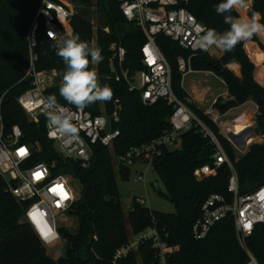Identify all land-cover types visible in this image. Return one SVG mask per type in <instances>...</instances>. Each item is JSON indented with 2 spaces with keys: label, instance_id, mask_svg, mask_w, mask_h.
Here are the masks:
<instances>
[{
  "label": "trees",
  "instance_id": "1",
  "mask_svg": "<svg viewBox=\"0 0 264 264\" xmlns=\"http://www.w3.org/2000/svg\"><path fill=\"white\" fill-rule=\"evenodd\" d=\"M83 2L88 3L87 0ZM221 2L187 0L181 6L207 29L222 33L228 30L229 25L215 11V6ZM40 3L41 0H0V131L6 134L17 125L22 132L21 142L32 145L30 163L45 162L53 174L68 175L78 182L79 199L68 212L76 216L79 223L75 233L59 228L66 242L65 255L56 259L51 257L30 226L19 222L27 202L17 201L8 191L6 180L0 177V264H87L98 257L109 259L131 233L151 225V215L159 228H165L168 232L167 241L178 246L171 257V264H246L247 253L239 243L231 217L216 223L204 239L196 240L191 234V226L200 216L201 206L208 196L221 194L231 198L228 191L231 170L226 163L219 166L214 175L200 180L193 175L200 166H212L216 152L210 138L204 136L198 127L192 126L184 131L180 147L173 150L165 148L153 163L166 190L164 196L173 203L175 212L153 211L139 204L136 197L128 212L123 211L116 174L121 180H127L130 168L118 164L117 171H114L116 161L113 155L152 141L168 129L173 105L165 99H159L151 105L143 104L140 91H131L124 80L115 79L111 44L115 42L125 49L123 69L132 76L143 69L140 49L146 41L142 29L124 18L117 1L95 0L97 12L101 15V22L96 27V43L103 56L102 62L96 64V69L99 83L110 86L113 97L111 101L96 102L85 107L93 115L102 112L101 106L107 115L117 110L119 121L113 122L111 128L118 129L120 135L112 148L94 145L90 164L84 168L79 162L59 154L53 142L46 137L44 117L37 123L29 119L17 99L31 87L32 77L25 76L29 63L27 35ZM253 13H258L261 16L260 23L264 24V0H252L247 17L250 18ZM231 15L237 18L240 10L234 9ZM70 24L74 34L92 44L93 24L85 13L73 12ZM106 27L109 33L104 31ZM250 39L257 41L264 49L255 34ZM156 43L170 65L174 95L217 137L236 172L239 193H247L263 185L264 142L253 143L244 155H238L219 126L211 121L182 86L177 58H187L191 52L164 35H158ZM53 44L54 41L45 35L44 20L40 19L38 43L34 49L38 56L36 69H56L62 76L66 66L56 55ZM254 57L257 59L255 54ZM233 61L240 65V76L226 67ZM190 64L192 70L210 71L224 81L228 98H218L213 103L219 114H225L229 109L251 100L258 112L255 131L264 133V87L254 77L255 65L245 52L243 41L231 51H224L218 58L212 57L210 52L196 53L191 57ZM257 64L260 67V63ZM258 74L264 81L263 75ZM61 84L62 81L46 89L45 95H55L59 103L75 107L60 96ZM53 162H56L55 167H52ZM246 244L258 262L264 264V224L255 225ZM142 261L143 264H149V257L143 256ZM120 264L139 263L136 254H132Z\"/></svg>",
  "mask_w": 264,
  "mask_h": 264
},
{
  "label": "built area",
  "instance_id": "2",
  "mask_svg": "<svg viewBox=\"0 0 264 264\" xmlns=\"http://www.w3.org/2000/svg\"><path fill=\"white\" fill-rule=\"evenodd\" d=\"M115 1L119 3L124 18L140 27L146 37L140 49L143 69L132 76L123 69L125 49L117 43L111 45L115 79L124 80L131 91H140L143 104L151 105L159 99H165L173 105V112L168 118L169 128L152 141L132 146L124 153L116 155L117 163L128 168L141 164L143 170L137 172L135 181L144 182L145 172L148 168H153L155 159L162 155L163 150L174 144L180 145L181 134L192 126L198 127L204 136L210 138L216 152L213 165L200 166L194 170L193 175L198 180L203 179L214 175L217 168L226 163L231 170L228 182L231 198L221 194L208 196L201 206L200 216L191 226V234L196 240L204 239L216 223L231 217L239 243L247 253L246 264H260L248 249L246 240L252 234L255 225L264 224V184L250 192L239 193L236 172L217 137L174 95L171 88L170 65L158 47L156 37L164 35L191 52L187 58L183 56L177 58L182 79L194 72L190 64L193 55L211 52L212 49L222 54L224 50L215 46L207 51L194 49V40L198 34H203L207 27L181 6L187 0ZM72 16L73 9L66 0H41L27 35L29 63L25 76L32 77L31 87L17 100L32 122L37 123L42 117L45 118L46 137L53 142L62 157L77 161L82 167L87 168L94 145L112 148L119 137L120 131L111 128L113 122L119 121V114L115 110L111 115H107L101 106L102 112L93 115L86 108L78 109L58 102L61 110L71 118L76 131L61 133L50 127L43 104L47 96L42 85V72L36 69L38 56L34 51L38 43L40 19L45 22V35L49 38L50 31L58 36L73 33L70 24ZM205 113L216 124L221 117L213 103ZM230 132L231 129H226L223 135L234 145L228 137ZM21 137L22 132L17 125L6 134L0 131V177L6 180L8 191L17 201L27 202L19 222L28 224L39 242L46 247L61 239L57 221L66 215L75 203L76 193L68 180V175L53 174L51 167L45 162L30 163L32 145L21 142ZM21 149L24 150L23 154ZM55 166L56 162H53L52 167ZM136 201L141 205L145 203L144 199L138 197ZM151 220V225L139 232L131 233L109 259L98 257L96 261L87 264H120L132 254H136L139 264H143L142 258L145 255L149 257V264H171V257L178 246L167 241L168 232L165 228H159L153 215ZM93 238L96 240V236Z\"/></svg>",
  "mask_w": 264,
  "mask_h": 264
},
{
  "label": "clouds",
  "instance_id": "3",
  "mask_svg": "<svg viewBox=\"0 0 264 264\" xmlns=\"http://www.w3.org/2000/svg\"><path fill=\"white\" fill-rule=\"evenodd\" d=\"M249 0H222L215 6L218 15L223 16L228 30L217 32L207 29L198 34L193 47L196 50L207 51L210 47L231 51L241 41H247L254 34L264 33V24L260 23L261 16L253 13L250 18L240 19L231 15L232 11L246 9ZM48 36L54 41L53 48L60 57L66 70L62 74L60 96L78 109L96 102H108L113 97L110 86L101 85L96 71L90 70V65L99 64L103 60L101 49L81 40L78 34L68 32L57 35L49 32ZM50 127L61 133H75L76 129L71 118L61 110L55 95L46 97L43 101Z\"/></svg>",
  "mask_w": 264,
  "mask_h": 264
},
{
  "label": "rangeland",
  "instance_id": "4",
  "mask_svg": "<svg viewBox=\"0 0 264 264\" xmlns=\"http://www.w3.org/2000/svg\"><path fill=\"white\" fill-rule=\"evenodd\" d=\"M87 1L88 3L83 2V0H66V2L70 4V6L72 7L74 13H77V12L85 13L86 16L91 19L92 24H93V31H94V39H93L92 45L97 47L96 27L98 25V22H101V15H100V12H97V7L95 6V0H87ZM249 10H250V7H249ZM237 18H240V15ZM104 31L109 33V28L108 27L104 28ZM252 41L253 40L249 39L243 42H244L245 52L247 53L249 58L254 63L255 69H256L257 64H256L255 59H253L254 54L251 53L250 51L251 50L250 45H247L248 43ZM114 43H112L111 45H113ZM210 55L216 58L221 56V54H219L216 49H212L210 52ZM228 64L226 65L227 68H228ZM231 67H234V66H231ZM91 69L97 72L96 64H92ZM41 72H42V76H41L42 85L44 86L45 90L48 89L49 87H52L56 83H59L62 81V76L59 75V72L56 69H45V70H42ZM254 77L256 81L263 86V84L260 82L255 72H254ZM218 85L220 86L221 84H218ZM218 98L226 100L228 98V94L219 96L216 99ZM201 103L202 104L199 107L203 109L204 111H207V109L210 107V105H212L213 102L209 104V102L202 100ZM255 105L256 104L254 102H252L251 100H248L247 102L236 107L235 109H231L227 111L225 114H222L220 119L217 121V125L219 126L222 134H224L226 129L228 130L231 129V126L233 123L238 124V126L240 127H243L248 124L249 126L252 127V131L250 133H247L245 137L243 138L245 140V145L242 150L236 148L233 145L235 152L238 155H244L247 152L251 144L264 142V133L255 131L256 119L258 117L257 106ZM179 147H180L179 144L177 145L174 144L170 146V149L173 150ZM113 158H114V162L116 161L114 165V171H117L118 163L116 160V156L113 155ZM141 170H143V166H139V165L132 166L130 168V175L127 180H121L119 178V175L116 174L118 189L120 193V201H121L124 213H127L128 210L130 209L132 205V200L134 197L144 199L145 200L144 205L153 211L160 212V213L175 212V207L173 203L164 196V194L166 193V190L162 182L160 181L157 175V172L154 170V168L147 169V171L144 174V182L135 181L137 172ZM68 180L76 193L75 202H77L79 199L80 186L78 182L75 179H73L71 176H68ZM78 223H79L78 218L74 216L73 214H71L70 212H68L63 217H60L57 221V225L59 227H62L63 229L70 231L71 233H75L77 231ZM45 249L48 255L56 259L58 257H62L65 255L66 242L61 236V239L59 241L46 246Z\"/></svg>",
  "mask_w": 264,
  "mask_h": 264
},
{
  "label": "crops",
  "instance_id": "5",
  "mask_svg": "<svg viewBox=\"0 0 264 264\" xmlns=\"http://www.w3.org/2000/svg\"><path fill=\"white\" fill-rule=\"evenodd\" d=\"M251 2L252 0H249V7L251 6ZM249 7L246 9H240V19L248 18L247 14L249 11ZM255 35L259 39L261 45L264 46V33H258ZM247 45H250L251 53H254L257 56V59L256 57L253 58L255 59L256 64L257 62L260 63V67H258L257 64L255 73H261L264 77V49L260 47V44L257 41H252ZM228 68L232 70L235 75L240 76V66L236 62L229 63ZM257 77L264 86V81L262 77ZM218 84L221 85L219 86ZM182 86L188 93V95L192 98V100L198 104V106L202 104V100H205L210 104L211 102L214 103L217 97L222 96L224 94H228L224 81L210 71H194L193 73L186 75L182 79ZM136 165L142 166L141 164Z\"/></svg>",
  "mask_w": 264,
  "mask_h": 264
},
{
  "label": "water",
  "instance_id": "6",
  "mask_svg": "<svg viewBox=\"0 0 264 264\" xmlns=\"http://www.w3.org/2000/svg\"><path fill=\"white\" fill-rule=\"evenodd\" d=\"M251 131H252V127L248 126L245 128L244 134L246 135L247 133H250ZM228 137L238 149L242 150L244 148V145H245V140L243 139L244 135H237V134L230 132L228 134Z\"/></svg>",
  "mask_w": 264,
  "mask_h": 264
},
{
  "label": "bare ground",
  "instance_id": "7",
  "mask_svg": "<svg viewBox=\"0 0 264 264\" xmlns=\"http://www.w3.org/2000/svg\"><path fill=\"white\" fill-rule=\"evenodd\" d=\"M201 98V97H200ZM249 126V124L248 125H245V126H243V127H240V126H238V124H232V126H231V131L234 133V134H237V135H244V137H245V134H244V131H245V128L246 127H248Z\"/></svg>",
  "mask_w": 264,
  "mask_h": 264
},
{
  "label": "snow or ice",
  "instance_id": "8",
  "mask_svg": "<svg viewBox=\"0 0 264 264\" xmlns=\"http://www.w3.org/2000/svg\"><path fill=\"white\" fill-rule=\"evenodd\" d=\"M20 151H21V154H23L24 150H23V149H21ZM37 175H40V174H39V173H37ZM65 198H67V195H66V194H65Z\"/></svg>",
  "mask_w": 264,
  "mask_h": 264
}]
</instances>
